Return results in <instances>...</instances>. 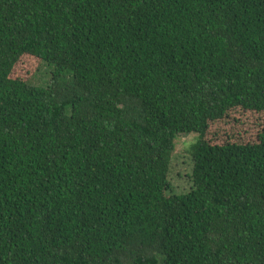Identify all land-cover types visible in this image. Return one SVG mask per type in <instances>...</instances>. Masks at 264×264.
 Here are the masks:
<instances>
[{
    "label": "trees",
    "instance_id": "obj_1",
    "mask_svg": "<svg viewBox=\"0 0 264 264\" xmlns=\"http://www.w3.org/2000/svg\"><path fill=\"white\" fill-rule=\"evenodd\" d=\"M237 109L264 117V0H0V264H264V118L213 131Z\"/></svg>",
    "mask_w": 264,
    "mask_h": 264
},
{
    "label": "rangeland",
    "instance_id": "obj_2",
    "mask_svg": "<svg viewBox=\"0 0 264 264\" xmlns=\"http://www.w3.org/2000/svg\"><path fill=\"white\" fill-rule=\"evenodd\" d=\"M31 64V66H30ZM37 60H29L27 67L22 69L24 74L29 76L30 83L37 86H45L50 79V67L40 64L39 68ZM35 71V73H33ZM52 71V69H51ZM263 114L253 111L244 112L242 110H234L230 113L228 122L224 125H218L213 129L218 133L219 141L231 138L241 142L256 141L258 131L263 123ZM228 134L230 137H227ZM196 133H187L177 135L175 138V148L170 157V169L168 182L170 190L174 194L187 193L191 186V169L192 162L190 156V145L197 140Z\"/></svg>",
    "mask_w": 264,
    "mask_h": 264
}]
</instances>
